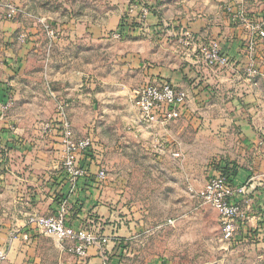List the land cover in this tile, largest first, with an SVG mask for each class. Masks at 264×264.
<instances>
[{"label": "rangeland", "instance_id": "obj_1", "mask_svg": "<svg viewBox=\"0 0 264 264\" xmlns=\"http://www.w3.org/2000/svg\"><path fill=\"white\" fill-rule=\"evenodd\" d=\"M19 1L20 15L10 20L0 0V72L17 55L22 39L31 43L22 55V73L9 88L11 104L0 110V134L5 124L26 143L49 149L51 130L66 119L75 137L92 138L99 165L113 178L120 197L115 216L120 218L125 250L121 264H264V237L226 242L218 212L202 199L225 144L219 122L233 114L224 109L211 111L201 117L200 128L181 121H142L134 98L143 74L125 68L122 59L128 36L115 39L110 32L93 38L75 33L76 24L105 28L132 16L129 9L134 2ZM138 3L152 7L148 0ZM165 17L164 29L173 22L170 15ZM166 34L163 42L162 35L149 39L141 32L132 38L147 40L146 50L157 49L159 58L173 59L182 50L175 36ZM153 55L150 51L149 57ZM148 64L156 63L148 59ZM215 102L219 106L221 101ZM2 193L1 208L10 198L8 192ZM32 234L44 240L41 264L61 260L54 239Z\"/></svg>", "mask_w": 264, "mask_h": 264}, {"label": "crops", "instance_id": "obj_2", "mask_svg": "<svg viewBox=\"0 0 264 264\" xmlns=\"http://www.w3.org/2000/svg\"><path fill=\"white\" fill-rule=\"evenodd\" d=\"M138 1L142 0H132V3ZM148 1L152 7L142 22L134 23L135 18L127 16L105 28L98 24H76L75 33L102 38L125 24L128 32L124 37L129 39L125 42L127 52L122 56L124 67L143 74L142 84L163 78L187 91L184 115L176 121L200 128L204 124L201 117L211 111L224 109L233 114L219 122V126H223L225 144L215 169L228 174L233 184H247V195L239 198L242 218L236 239L264 237V41L255 38L245 24L233 20L227 10L231 7L232 11L240 10L257 20L264 15V0ZM169 15L173 22L170 26L166 23L168 26L164 29L161 22ZM15 22L22 24L21 19ZM182 29L192 32L200 43L219 41L235 66L223 71L206 67L192 49L186 50L179 43ZM140 32L149 39L162 35V42L166 33L173 34L182 52L178 50L173 59L172 56L159 58L157 49L146 50L144 38L133 41L132 37ZM155 41L153 47L158 46ZM21 42L17 55L8 59L0 72V101L6 98L10 86L22 73L25 57L22 55L31 43L26 39ZM150 51L155 53L153 57H149ZM148 59L156 64H148ZM215 101H221L219 106ZM48 138L49 149H42L35 142L21 140L17 131L9 132L5 124L1 126L0 191L1 195L8 192L10 198L0 207V248L6 246L14 233L3 264H41L44 240L32 234L26 219L33 213L52 214L61 202H65L67 209V224L75 228L87 226L109 237L107 244L88 248L83 264H121L125 250L118 228L120 218L115 216V204L120 197L115 183L111 182L113 178L107 173L106 180H96L100 165L93 161L89 165L90 176L80 179L71 190V184L61 171L63 148L59 135L54 132ZM58 249L57 259L62 257L56 264L80 263Z\"/></svg>", "mask_w": 264, "mask_h": 264}, {"label": "built area", "instance_id": "obj_3", "mask_svg": "<svg viewBox=\"0 0 264 264\" xmlns=\"http://www.w3.org/2000/svg\"><path fill=\"white\" fill-rule=\"evenodd\" d=\"M8 19H15L20 15V7L16 0H3ZM231 18L245 24L246 28L255 38L264 41V15L259 19H250L242 11H232ZM130 15L142 22L150 13L149 6L134 3L129 9ZM128 23V22H127ZM49 33L53 30L48 28ZM128 32L125 24L111 32V36L120 39ZM179 43L186 50L192 49L198 60L209 68H228L234 67L235 63L231 57L226 54L217 40H211L208 43H200L194 34L187 29L180 31ZM255 43V40L251 42ZM264 82V78H263ZM0 101V110L10 106V100L7 97ZM188 99V93L182 88L173 86L167 81L152 80L145 82L135 92L134 104L138 110L142 121L147 123H167L176 121L184 115ZM59 128H54L51 133H58L63 148V158L61 171L71 184L73 190L80 179H86L90 176L89 167L85 159L87 154L97 151L94 142L90 136L77 138L72 132V128L66 119H63ZM85 160V161H84ZM98 164V159L96 160ZM96 180L104 181L107 172L103 167L98 166L95 174ZM247 195V184L236 185L231 182L228 174L221 170H214L213 175L209 177L205 189L202 192V199L210 204L219 215L220 229L222 238L226 242H235L239 231V221L242 218V209L240 199ZM67 209L65 202H61L56 212L52 214L33 213L26 219V225L34 232L49 236L55 240L58 247L77 258L83 264L86 258L87 250L91 246H102L107 244L109 237L96 233L87 226L75 228L67 224ZM14 239L12 232L5 247L0 248V264H3L9 245Z\"/></svg>", "mask_w": 264, "mask_h": 264}, {"label": "trees", "instance_id": "obj_4", "mask_svg": "<svg viewBox=\"0 0 264 264\" xmlns=\"http://www.w3.org/2000/svg\"><path fill=\"white\" fill-rule=\"evenodd\" d=\"M121 26V25H120ZM224 50V52L226 53V54H228L227 53V51L225 50V49H223ZM229 55V54H228ZM160 80L161 81H164L165 79H163V78H160ZM88 157V158H87ZM85 158H87V159H85V160H87L86 161V163H87V166L89 167V165H91V163L94 161H96L98 158H99V153L97 152V151H93L92 153H90V154H87L86 155V157ZM84 160V161H85ZM89 172H90V168H89ZM223 172V171H222ZM91 173V172H90Z\"/></svg>", "mask_w": 264, "mask_h": 264}]
</instances>
